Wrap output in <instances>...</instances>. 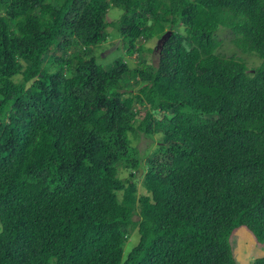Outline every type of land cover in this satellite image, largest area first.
<instances>
[{
  "label": "trees",
  "instance_id": "16d2710c",
  "mask_svg": "<svg viewBox=\"0 0 264 264\" xmlns=\"http://www.w3.org/2000/svg\"><path fill=\"white\" fill-rule=\"evenodd\" d=\"M0 12V264H243L240 238L264 264V0H0ZM108 27L133 60L172 31L157 64L105 65L93 48ZM220 27L260 63L217 52ZM139 134L155 147L141 154Z\"/></svg>",
  "mask_w": 264,
  "mask_h": 264
},
{
  "label": "rangeland",
  "instance_id": "374dc122",
  "mask_svg": "<svg viewBox=\"0 0 264 264\" xmlns=\"http://www.w3.org/2000/svg\"><path fill=\"white\" fill-rule=\"evenodd\" d=\"M121 13L122 11L120 9L115 8V7H110L107 12V18L110 20H117L119 16L121 15ZM175 28L173 27V29ZM107 30L109 33V35L107 36L108 38L104 42H102L101 44L93 48V52L95 56L97 57V60L99 63L108 65L110 62L113 61L114 58L123 56L126 60H129L132 66L137 65V63L140 60L146 62L147 64H154V65L157 64L158 52L161 48V44L158 47L159 43L161 42V40L159 39H161L160 37H162L164 34L160 37L155 36L150 40H146L143 43L145 50H143V52H140L139 55H137V58L133 60L136 54L131 59H129L127 56H125V53H124L125 50L121 49L119 33L111 27H108ZM170 30L172 31V28L168 27L166 29V31H170ZM178 30L181 32V28ZM215 36L221 42L217 50V52H219L220 54L225 55L226 57L230 55L238 56L241 59L245 60L247 66L250 69L253 67H256L260 63V59L257 56L244 54L238 51V49L233 43V35L230 33V30L220 27L219 30L215 33ZM116 42H118V45L114 46ZM44 57H45L44 59H46V56ZM131 83L132 81L129 82V84ZM128 89L130 88L128 87L127 90ZM131 89H132L130 91L131 93H134L136 90L135 87H132ZM143 115H144V110L141 111L140 117ZM156 142H157V137H153L151 139V138L145 137L143 134H139V138H136V139L132 138V143L137 146L141 154H144L148 148H154L156 145ZM139 173L140 171L137 174ZM119 174L120 176L126 178L128 175V172L119 170ZM142 193H145V189L141 186L140 183H138V194H142ZM118 195H119V198H121V192H119ZM137 219H138V216H134V220H137ZM243 232L249 235V237L251 236V233L249 231L246 230ZM138 239H139V235L137 232V225H134L133 227H130V233L127 238L126 244L124 246V252H123L124 256H127L131 248L135 246V244L138 242ZM240 241L243 244L244 238H240ZM242 244H240L239 246L237 261L239 259V261H241L243 264H252L254 256H256V254L258 253V250L257 248H249V247H247L246 249L242 248ZM260 249L264 252V247H261ZM239 261L238 263H240Z\"/></svg>",
  "mask_w": 264,
  "mask_h": 264
},
{
  "label": "water",
  "instance_id": "95a60500",
  "mask_svg": "<svg viewBox=\"0 0 264 264\" xmlns=\"http://www.w3.org/2000/svg\"><path fill=\"white\" fill-rule=\"evenodd\" d=\"M170 34H171V31L165 32V34L161 37V39H159V40H161V42L159 43V46H160V44H161V47L163 46V44L168 39ZM117 45H118V42H116L114 46H117Z\"/></svg>",
  "mask_w": 264,
  "mask_h": 264
},
{
  "label": "clouds",
  "instance_id": "9594fccd",
  "mask_svg": "<svg viewBox=\"0 0 264 264\" xmlns=\"http://www.w3.org/2000/svg\"><path fill=\"white\" fill-rule=\"evenodd\" d=\"M170 31H171V30H170ZM166 32H167V31H166ZM164 34H165V33H164ZM160 38H161V37H160ZM158 47H159V45H158ZM161 48H162V47H161ZM161 48H160V49H161Z\"/></svg>",
  "mask_w": 264,
  "mask_h": 264
}]
</instances>
